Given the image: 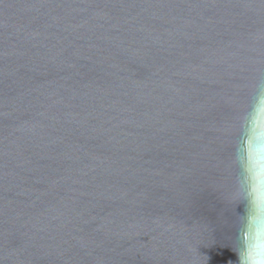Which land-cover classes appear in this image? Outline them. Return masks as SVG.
<instances>
[{
  "label": "water",
  "instance_id": "water-1",
  "mask_svg": "<svg viewBox=\"0 0 264 264\" xmlns=\"http://www.w3.org/2000/svg\"><path fill=\"white\" fill-rule=\"evenodd\" d=\"M264 199V0H0V264H235Z\"/></svg>",
  "mask_w": 264,
  "mask_h": 264
},
{
  "label": "clouds",
  "instance_id": "clouds-1",
  "mask_svg": "<svg viewBox=\"0 0 264 264\" xmlns=\"http://www.w3.org/2000/svg\"><path fill=\"white\" fill-rule=\"evenodd\" d=\"M261 178L257 174L247 182V204L237 231L235 264H264V199L258 186Z\"/></svg>",
  "mask_w": 264,
  "mask_h": 264
}]
</instances>
